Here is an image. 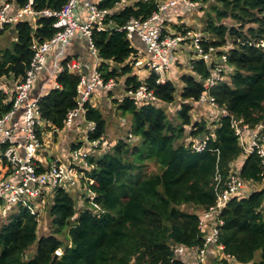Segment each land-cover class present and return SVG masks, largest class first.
Returning a JSON list of instances; mask_svg holds the SVG:
<instances>
[{
	"label": "trees",
	"instance_id": "trees-1",
	"mask_svg": "<svg viewBox=\"0 0 264 264\" xmlns=\"http://www.w3.org/2000/svg\"><path fill=\"white\" fill-rule=\"evenodd\" d=\"M121 1L94 2L115 13L106 20L107 30H93V39L102 75L125 85L121 101L114 100L119 110L132 116L131 137L118 140L110 150L86 157V178L81 182L82 191L76 192L81 193L83 202H77L72 188L52 191L51 234L38 237L37 213L29 207L18 206L14 212L11 208L0 227V264H51L58 250L62 255L56 264H185L175 256L174 248L203 245L199 211L215 203L218 183L224 186L233 171L244 182L258 184L262 179L261 158L255 152L245 154L232 127V117L251 128L264 121V0H217L208 11L202 29L208 38L205 45L223 47L231 42L226 50L227 70L234 68L233 73L227 71L231 79L223 80L212 91L219 105L232 115L221 116L213 133L206 120L193 122L191 110L204 90V80L197 75L207 77L215 64L209 66L203 59L193 61L194 73L181 76L183 103L176 109V120L159 106L176 100L177 88L171 80L158 84L151 72L144 81L158 100L137 106L130 98L128 92L142 83L134 71L138 51L126 32L117 28L132 17L148 19L159 3L128 0L119 6ZM15 2L23 9L29 0ZM67 2L33 0V7L37 11H59ZM196 7L179 2L165 10V31L170 32L166 23L174 18V12L182 10L186 14ZM226 19L233 23H226ZM56 20L54 16L27 14L0 32L9 34L7 44L0 46V116L11 110L16 87L26 78L34 41L50 39L57 31ZM67 61L70 59L62 63ZM56 80L59 86L43 95L39 104L47 124L61 130L68 112L76 106L80 76L65 69L57 73ZM113 91L108 90V94ZM86 108V119L95 123L87 141L104 140L106 116L92 101ZM204 133L210 134L207 146L198 152L193 144ZM81 144H75L72 150L81 149ZM242 157L237 168L234 163ZM149 163L157 171L150 170ZM183 205L193 209H183ZM220 217L219 242L230 258L217 260V264H264V188L249 192L242 189L226 204ZM63 232L68 238L66 244L58 237ZM37 240L36 255L27 258L26 251Z\"/></svg>",
	"mask_w": 264,
	"mask_h": 264
},
{
	"label": "built area",
	"instance_id": "built-area-1",
	"mask_svg": "<svg viewBox=\"0 0 264 264\" xmlns=\"http://www.w3.org/2000/svg\"><path fill=\"white\" fill-rule=\"evenodd\" d=\"M157 1L159 3L158 10L148 19L141 20L132 17L125 25L117 28L119 31H125L130 40L139 37L147 47L150 59L144 61L137 57L134 65H146L155 74L156 83H165L168 80L166 75L173 66L172 52L181 46L192 44L200 59H203L209 66L215 64L207 77L203 78L202 75H197L198 78L204 80V90L201 92L198 102L219 109L223 117L229 115L232 117L229 111L219 105L212 93L213 89L225 80V72L228 71V52L226 50L231 46L216 47L211 44L206 46L208 38L201 31L181 29L175 33H167L162 25V13L179 2H184L192 7H196L197 3L194 0ZM81 2L82 0H68L59 11L51 9L37 11L33 7V0H29L16 16L8 15L11 3L6 2L0 6V32L5 29L7 24H12L27 14L57 18L54 23L57 28L56 33L43 43L34 41L32 45L34 55L27 70L26 78L16 87L17 93L11 110L0 116V213L5 217L9 215L12 206L18 205L29 207L33 213H37V221H39L40 211L35 207V204L44 203V193L48 191L49 186L52 191L61 187L69 188L79 185L82 179L86 178L85 168L88 167L86 157L89 150L74 149L67 161L55 159L46 169H40L35 155L38 149L42 147L39 134H41L40 130L47 121L43 117L39 104L41 96L34 99L30 96L39 71L46 69L49 52L56 46H65L77 35L85 37L92 54L97 58L93 72L85 73L83 63L79 58L57 65L55 70L58 73L67 69L80 76L76 106L68 112L64 121L65 126L71 125L76 118L83 117L87 122V133L95 130V123L86 119V105L91 102V98L97 89L108 91L117 87L119 82L113 77L106 79L99 70L101 58L93 39V30L95 28L107 30L106 20L115 13V10L101 8L96 3H92L88 8L87 20L81 22L76 19L74 14ZM127 2L128 0H122L119 6ZM58 86L59 84L56 83L55 87ZM128 95L137 106L158 100L154 90L149 89L145 81H142L138 88L130 90ZM20 107L25 108V121L19 128L13 126L11 121ZM232 127L244 148L245 154L255 152L261 158L263 169L260 184L264 188V121L251 128L241 119L232 117ZM209 136L210 134L204 133L199 141L194 142L193 148L198 152L204 151ZM91 144L92 148H99L100 145H103L102 138L93 140ZM84 160L86 162L81 164L80 162ZM12 176L16 180H12ZM244 187L245 182L235 171L230 173L224 186L218 183L216 203L209 210L207 209L204 218H201L199 222L200 230L205 232L203 245L190 247L183 244L177 245L174 248L176 257L190 251L196 258V264H204L210 245L223 247L219 242L220 225L223 224L220 214L230 199ZM92 197H95V194H92ZM32 201H36V203L33 204ZM212 214L213 218L216 219L214 224L206 221ZM57 253L62 255L61 250H58Z\"/></svg>",
	"mask_w": 264,
	"mask_h": 264
},
{
	"label": "rangeland",
	"instance_id": "rangeland-1",
	"mask_svg": "<svg viewBox=\"0 0 264 264\" xmlns=\"http://www.w3.org/2000/svg\"><path fill=\"white\" fill-rule=\"evenodd\" d=\"M217 3H218L217 0H207V1L200 0L199 3H197L198 8L196 7L197 9H195V11L190 10V11L186 12V14H184L185 12H183L182 10H177V12H174V15H175L174 18L170 22L166 23L167 24L166 25L167 30H169L170 32H173V33L179 31L180 29H189V30H195V31H201L202 32V29L205 26V20H206V17L208 15V11L210 9V6L213 4H217ZM179 12H181V13H179ZM225 22L228 24L233 23L230 19H226ZM8 36H9L8 32H5L2 35H0V46L1 45L4 46L5 43L7 44L6 41H7ZM228 45L231 46V42L228 43ZM173 55H174L175 60L176 59L177 60H176V62L173 63V66H172L170 72H168V74L166 75V78L168 80L173 81L176 85V88H177L176 100L173 103H166V104L165 103H159V106L163 107L168 112V115H169L168 117L170 119L176 120L177 119L176 118V109L179 107L180 104L183 103V100L181 98V91H182V88L184 87V83L181 80V76L183 74L194 73V71L192 69V62L200 60V57L197 55L196 50L192 44L184 45L178 49H175L172 52L171 56H173ZM138 57H139V55H138ZM143 70H144V74H146V76L144 74H143V76L142 75H140V76L144 79V78L149 76V68L143 67ZM134 71L136 73H138V66L135 67ZM228 72L233 73L234 68L229 67ZM138 75H139V73H138ZM118 78H120V77H118ZM224 78H225V80L229 81L231 79L230 74L225 72ZM98 91H101V90H96L95 92H98ZM93 95L95 96L96 93ZM113 95H116V94H114V92H113V94H111V95L108 94V97L111 98ZM118 97H119V95H118ZM199 106L204 107V108H208L205 106H209V110H211L212 113L208 114V112H207L205 115V118L207 119L206 121H207L208 125L213 130H215L217 128V123L221 118L220 110L215 108V107H212L210 105H204L201 103L199 105V102H194L193 108L191 110L192 117H193L192 111L196 110ZM97 107H99L102 110V112L104 111L103 113L106 116V120H107V131L106 132L107 133L105 135L104 144L101 146L100 149L92 148V144L89 143L87 140H85L83 138V134H81V136L79 138V143H77V145L82 143L81 149L89 150L88 155L89 154H95L96 155L97 153L100 154V153H103L104 151L110 150L112 148V146L118 140H120L122 138L126 139V138L130 137L129 133H130L131 128H132V116H131V114H129V113L124 114L121 110H119L114 99L111 98L109 105H107V103H99ZM223 109L228 111V109L224 106H223ZM82 127H83L82 130L84 131V134L87 133L86 123ZM54 135L55 134L51 131V129H49L48 132L46 133V135H44V138H41L43 141V146L38 149V151L35 155V159H37L38 156H42V157L46 156L47 157L48 154H46L45 151L46 150L49 151L51 149V144H49L50 143L49 139L52 138ZM54 143H55V141H54ZM242 159H243V157L241 158V160ZM84 162H86V161L84 160V161H81L80 163L82 164ZM149 164H150L149 165L150 170L157 171L158 168L154 164H152V163H149ZM236 164L237 163H234V165H236ZM69 188L73 189V191H71L73 193V195H76V192L82 191L81 183L79 185L72 186ZM256 188L259 189V188H263V187L260 183L252 184L251 182H245V187L243 188V190L245 192H249V191H252ZM48 196H49V199H48ZM85 196H86V194H85ZM44 198H46V200H47L46 203L35 204L36 201H32V203L35 204V207L40 211V219L38 221L39 222V227H38V237L39 238L43 235L51 234L52 229H53L52 224H51V217L49 214L50 205L47 204L48 202L52 203V200H53L52 199L53 198L52 191L48 190V192L44 193ZM216 198H217V196H216ZM80 201L83 202L82 195H81ZM215 203H216V201H215ZM213 205H211V206H213ZM17 207H18V205L12 206L13 212L17 210ZM210 207H209V209H210ZM182 208L188 209V210L193 209L192 207H188L185 205H183ZM208 210L201 209L199 211L200 219L204 218V216ZM9 213H11V212H9ZM5 219H6L5 216H3L0 213V227H1L2 223L5 222ZM206 221H208L211 224L212 223L214 224L216 222V219L213 218V214H212ZM206 227L208 228V226H206ZM204 234H205V232H204ZM58 237L65 244L68 243V238H67L66 232H63L62 234L58 235ZM203 237H204V235H203ZM219 239H220V235H219ZM214 246H216V245H214ZM37 248H38V240L26 251L27 258L34 257L37 253ZM222 252H223V247H222ZM185 254H186V252L184 253V255ZM257 256H260L259 253ZM224 258L229 259L230 257L225 254ZM224 258L222 257L221 259H219V261H221Z\"/></svg>",
	"mask_w": 264,
	"mask_h": 264
},
{
	"label": "crops",
	"instance_id": "crops-1",
	"mask_svg": "<svg viewBox=\"0 0 264 264\" xmlns=\"http://www.w3.org/2000/svg\"><path fill=\"white\" fill-rule=\"evenodd\" d=\"M16 0H2L1 4H4L6 2L11 3V7L8 10V15L10 16H16L20 13L21 9L17 6ZM98 0H82L81 5L78 9L75 10V17L76 19H79L81 22H85L87 20L88 16V8L89 5L96 2ZM177 31V30H176ZM133 46L137 49L138 55L141 59L144 61L150 59V54L147 51V47L145 43L139 38L134 37L132 39ZM75 59L79 58L84 67V71L87 74H90L93 72V66L97 64L96 62V56L92 54L88 40L81 36L77 35L74 37L69 43H67L65 46H56L53 50L49 52L48 55V62L46 69H43L39 71L38 76L35 80V84L33 86V89L30 93L31 98H37L42 97L43 95L47 94L51 89H53L56 86L57 80L56 75L57 71L55 70L56 66L62 64V62L65 59ZM177 60V59H176ZM174 55L172 56L173 63L176 62ZM101 64V61H100ZM136 67V66H135ZM134 67V69H135ZM143 67H146V65L138 66V73L139 77L142 81L143 79L140 75L143 76L144 70ZM193 69V66H192ZM137 73V74H138ZM151 73L149 69V74ZM146 76V74H144ZM101 90L98 92H95L96 95L92 96L91 101L98 106L99 103H107V105L110 104V100L117 99L121 100L123 98V93L125 90V85L123 82L118 83L117 87L114 88V94L111 98L108 97V91H104L103 89H97ZM94 93V94H95ZM119 95V97H118ZM200 105V102H199ZM208 108H204L199 106L196 110L192 111L193 114V122L201 121V120H207L205 118L206 113L211 114L212 111L209 110V106H205ZM104 112V111H103ZM25 121V108L21 107L14 118L11 121V124L13 126L21 127L24 124ZM87 122L84 120L83 117H78L74 120V122L69 125L65 126L62 130H59L58 128H55L54 126H51L50 124L45 123L43 127L41 128V138H44V135L48 132L49 129L55 134L52 138H50L51 149L48 151L46 150L47 157L38 156L36 159V162L39 164L40 169L44 170L48 167V165L55 159L61 160V161H67L68 157L70 156V153L72 151V147L79 143V138L81 134H83V138L87 140V133L84 134V131L82 130L84 124ZM88 129V126H87ZM107 131V128H106ZM213 129L211 132L213 133ZM107 133V132H106ZM131 137V134L129 135ZM55 143H54V141ZM103 144L105 139L103 140ZM43 146V141H42ZM23 153V152H22ZM242 164L241 158L237 161V164L235 165L237 168H240ZM12 180H16L14 176L11 177ZM253 184V183H252ZM47 190H51L50 186L47 188ZM52 191V190H51ZM48 192V191H47ZM50 196V195H49ZM48 196V199H49ZM77 198V202H81V193H77L74 195ZM46 198H44V203H46ZM48 205H51L50 202L47 203ZM258 255V254H257ZM260 255V254H259ZM225 257V254L222 252V248L219 246L210 245L207 249V259L206 264H217V260ZM179 258L183 259L185 264H196V258L190 251H187L186 254L180 255ZM259 258V256H257Z\"/></svg>",
	"mask_w": 264,
	"mask_h": 264
},
{
	"label": "water",
	"instance_id": "water-1",
	"mask_svg": "<svg viewBox=\"0 0 264 264\" xmlns=\"http://www.w3.org/2000/svg\"><path fill=\"white\" fill-rule=\"evenodd\" d=\"M60 255L58 253H55L53 256V259L51 261V264H56V262L58 261Z\"/></svg>",
	"mask_w": 264,
	"mask_h": 264
},
{
	"label": "bare ground",
	"instance_id": "bare-ground-1",
	"mask_svg": "<svg viewBox=\"0 0 264 264\" xmlns=\"http://www.w3.org/2000/svg\"><path fill=\"white\" fill-rule=\"evenodd\" d=\"M12 25H14V24H12Z\"/></svg>",
	"mask_w": 264,
	"mask_h": 264
}]
</instances>
